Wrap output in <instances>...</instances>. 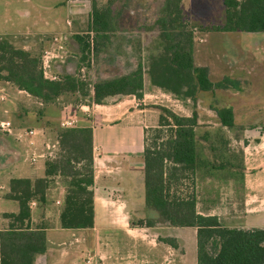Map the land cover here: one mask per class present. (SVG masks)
I'll list each match as a JSON object with an SVG mask.
<instances>
[{
    "label": "crops",
    "instance_id": "crops-1",
    "mask_svg": "<svg viewBox=\"0 0 264 264\" xmlns=\"http://www.w3.org/2000/svg\"><path fill=\"white\" fill-rule=\"evenodd\" d=\"M26 1L31 2L30 0ZM116 1H109L111 5L109 6L111 7L110 25L112 5ZM166 1L164 0L158 19L163 15ZM236 1L241 3V0ZM208 2L207 0L182 1L185 19H189L187 21L189 28L194 32V63L196 67L209 69L210 79L213 83H219L224 78H229L234 82V85L227 89L200 92L194 102L198 103L204 94H210V102L208 105H204V107L207 106L208 111L206 113L199 112V105L197 104L195 111L192 110L186 116L192 117L194 113L198 116V126L195 130L197 145V169L195 173L202 169L200 160L203 153L201 154L199 151L198 143L199 141L204 142V140L198 131L200 126L203 123L209 124L205 128L207 131L203 133L206 138L212 139L216 136L217 131H221L219 134L227 139L228 135L224 130L237 129L239 124L245 123L244 121H251L255 115H260V111L256 110L259 107L256 103L258 98L255 99L252 95H246L245 91L264 90V32L247 33L216 30L217 28L213 27L225 25L227 9L224 0H209ZM207 4L209 5L206 6ZM7 7H12V5L7 3ZM77 7V1L63 0L59 4L55 2L53 7L41 5V7L39 6L40 12L34 14L32 9L22 13L15 4L14 17H4V20L0 18V22L4 21L2 24L4 27L0 29V40L7 41L16 49L24 50L36 58L39 69L46 79L64 81L65 78L69 77L76 80V84L72 88H65L62 94L51 102L43 101V98L19 89L12 82L0 80L4 96V100L0 99V122H10L13 127L11 133L3 131L1 128L0 130L5 133L7 138L12 139L18 145L24 143L25 146V153H21L23 154L21 157L19 156L14 162L10 157L9 159L13 163L2 165L0 168V180L3 181L0 184V230L9 229L13 222L11 218L5 215H18L20 213V203L7 197L11 193V180L29 179L34 182L45 178L47 161L57 158L50 149L51 147L56 148L57 145L60 146L61 135H59L56 143L51 145L47 142L50 124H43L40 121V123L24 129L15 127L11 116L14 108L22 106L20 100L29 101V105L33 103L42 107L45 106V103L63 101V106L60 107L59 112L60 126L64 121H73L76 125L74 128H79L81 122L90 121L85 118L86 111L92 110L94 113L96 107L102 106L94 101L95 84L128 76L136 71L139 65H142L144 71L143 100L138 101L133 96L111 97L109 99L117 101V104L111 107L113 114H111V121L109 122L113 124L102 128L83 126L93 129L94 227L86 229H65L62 227L61 216L66 208L70 178L62 175L51 177L45 200L41 201L37 198L32 201L35 204L30 205V227L45 230L48 244L47 252L36 256L35 264H82L87 256L86 251L93 255L92 260L90 259L91 264H182L181 253L177 250L182 241L180 230H192L193 228H180V232L177 231L173 235H168L178 240V248H174L164 242L158 243L156 240L149 244L142 237L135 235L140 229L156 230L157 227L140 228L130 225L129 222L130 218L144 217L147 208H149L146 205L144 173L145 132L159 126L162 113H158V126L148 128L149 118L142 117L144 125L136 123L137 121L134 120L135 112L131 109V105L128 106L129 109L127 110L119 111L117 108L137 102V106L140 107L138 111L144 112L150 106L147 103L150 97L166 98L173 103H180L179 98L184 96L154 85L151 65L147 68L144 59L143 64L138 63L135 70L128 71L133 65L131 61L122 73L113 78H109V75L102 71L101 65L94 67L97 55L94 48V38L92 37L87 42L91 45V51L82 49L83 45L81 44L85 39L79 35L77 28L81 26L83 17ZM158 19L156 21L157 26ZM194 25H202L204 32L198 30ZM7 26L8 30L5 28ZM208 26L211 27L208 28ZM91 32L94 33L92 29ZM159 37L161 40V31ZM148 39L149 35L146 34L139 37L142 44ZM19 43L20 45H18ZM160 46L161 43H159V48ZM148 51L149 49L145 48L144 50L142 48L141 55L149 57L150 55H146ZM156 54L153 53L152 60L159 55ZM126 57L128 58V56ZM86 61L89 63L88 65L85 64ZM97 68L99 69L97 70ZM84 86H86L87 92L83 91ZM184 98L188 101L192 100V98ZM153 106L152 108L160 112H162L160 107L170 109L169 106L162 104ZM221 108L233 109V127L221 124L217 114V110ZM19 114L21 115V113ZM262 117L264 118V116ZM51 118L48 117L49 120ZM61 128L63 129V127ZM31 131L33 134L30 133ZM237 132L239 134L238 143L243 150L241 162L236 168L229 165L230 169L228 168L229 170L226 171L230 174L233 170L235 173L238 171L237 176H233L231 179H233V184L239 185L243 200L264 201V125ZM204 143L206 144V142ZM16 150L15 148L14 152L19 153ZM204 150L207 154L204 157L207 159L206 165L211 171L215 170L213 160L218 159V164L226 165V158L231 153L227 148L218 147L216 144L206 147ZM34 159L35 161H33ZM229 184L232 183L229 182ZM197 210L202 215H214L210 212L205 213L208 211L207 209L200 210L198 204ZM247 211L249 212V210ZM216 216L219 217L220 215L217 214ZM256 216L259 215L249 214L247 217H251L252 220L248 222H253V225L242 226L240 229L264 228V225L259 227L260 224H257ZM155 234L158 233L155 231ZM193 236L194 251L191 253V264H198L197 230ZM150 252H152V259L147 256L150 255ZM167 253L173 257L169 256L166 263ZM145 256L148 257V260Z\"/></svg>",
    "mask_w": 264,
    "mask_h": 264
},
{
    "label": "trees",
    "instance_id": "trees-1",
    "mask_svg": "<svg viewBox=\"0 0 264 264\" xmlns=\"http://www.w3.org/2000/svg\"><path fill=\"white\" fill-rule=\"evenodd\" d=\"M182 1L167 0L163 15L158 19L165 53L162 60L154 59L156 64L151 65V76L154 85L196 101L200 92L227 89L234 82L224 78L213 83L208 68L195 66L194 32L185 19ZM224 4L226 23L216 30L264 32V0H244L241 3L224 0ZM110 18V7L99 8L94 4L92 31L96 35L107 32ZM87 46L85 43L84 50ZM0 80L12 82L46 102L61 95L66 85L76 84V80L69 77L64 81L46 79L36 58L4 40H0ZM94 93V101L98 105H105L109 98L116 96L143 100L142 65L128 76L96 83ZM160 109L163 114L159 126L145 132L146 205L160 213L163 220L173 227L197 229L198 264H264V228H230L216 215L199 214L194 195L177 197L171 194L173 182L180 181V176L185 173L194 174L197 169L195 130L198 116L196 113L192 117L180 116L168 108ZM217 114L223 126H234L232 108L218 109ZM150 132H153L151 139ZM60 148L65 154L47 161L45 178L34 182L29 179L11 180V193L7 197L20 203V213L5 215L13 222L9 229L0 230V264H35L36 256L47 252L46 231L30 227V203L37 198L45 200L53 176L70 178L66 208L61 216L62 227H94L93 129L79 127L63 131ZM132 226L153 228L157 222L141 220ZM163 241L178 248L177 242Z\"/></svg>",
    "mask_w": 264,
    "mask_h": 264
},
{
    "label": "rangeland",
    "instance_id": "rangeland-1",
    "mask_svg": "<svg viewBox=\"0 0 264 264\" xmlns=\"http://www.w3.org/2000/svg\"><path fill=\"white\" fill-rule=\"evenodd\" d=\"M30 1L31 2L28 3L26 0H0V14H2L0 18L4 20V17H14L15 4L17 5L18 10L22 13H25V11L32 9L34 14H38L41 10L39 8V6L41 7V5L53 7V4H55V2H58V4L63 2V0H48V2H45V0ZM109 1L110 0H77V9L81 11V15L83 17L81 26L78 27L77 30L79 32V35L83 39H85V41L81 44L83 45L82 49H84L85 42L87 43L92 37L94 38V48L97 52L95 58L96 64L94 67L101 65L103 68L102 71H105L106 74L109 75V78H113L122 73L125 70V67L129 66V63H131V61L133 65L128 69V71L135 70L138 63L143 64V59L145 60L144 63L147 68H149V66L153 63L155 65L156 61L152 60L153 53H157L156 55L159 54L156 57L157 61L160 59L162 60L164 57L165 49L163 48V43L159 37L160 30L159 26L156 25V21L160 16V10L164 5V0H117L112 5V21L109 30L107 32H100L98 35H95L91 32L93 21V5L96 4L99 8H106L111 6L109 4ZM208 1L209 0H207V2ZM243 1L244 0H241V2ZM7 3L12 5V7H7ZM208 5L209 4H207L206 6ZM63 11H65V9H63ZM221 14L223 13L221 12ZM188 20L189 19H186V21ZM3 22H0V29L4 27L2 25ZM194 26H196L198 30H201V32H204L202 31V29H204L202 25ZM210 27L211 26H208V28ZM5 28L6 30H8V26ZM143 34L149 35V39L142 44V42L139 41V37ZM159 43H161L160 48ZM18 45H20V43ZM87 45L89 46L85 47V50L91 51L90 43H88ZM142 48L144 50L145 48L149 49V51L146 53V55H150L149 57H143V55H141ZM154 50L156 52H153ZM101 52H103V54H100ZM126 56H128V58ZM87 61L85 63L86 65L89 64ZM90 66L93 68L91 63ZM98 69L99 68H97V70ZM72 87L73 86L71 84L66 85V88ZM85 87L86 86L83 87V91L87 92ZM245 93L246 95H252L255 99L258 98V101L256 103H258L257 105L259 107H257L256 110L258 112L260 111V115H255L253 120L244 121L245 123L239 124L237 129L224 130V132L228 135L227 139L219 134L221 131H217L216 136L212 139L210 137L206 138L203 133L207 131L205 128L209 124L203 123L198 129L201 138L204 140V142H206V144L202 141H199L198 143V149L199 151H201V154L203 153L200 160L202 169L194 174L185 173L184 176H180V181L173 182L171 188V194L177 197H189L194 195L196 197L198 208H200V210L207 209L208 211H206L205 213L210 212L214 215L219 214L222 222L230 228H240L242 226L253 225V222H248L252 220L251 217H247L249 214H258L259 216H256L257 224H260L259 227H262L264 225V201L243 200L239 185L233 184V179H231L233 178V176H237L238 171L235 173L234 170L233 172L230 170L231 174L230 172L226 171L230 169L229 165L236 168L241 162V155L243 153V150L238 143L239 134L237 131L254 129L259 125H264V118L262 117L264 116V90H249L245 91ZM179 100L180 103H173L166 98H157L154 96L148 98L147 103L150 104V106L144 112L138 111L140 107L137 106V102L126 104L124 107L120 106L117 109L119 111L123 109L127 110L129 109L128 106L131 105V109H133L135 112L134 120L137 121L136 123H138L139 125H144L145 123L142 118L144 116L149 118L147 125L148 128H151L158 126V113L163 114V112L152 108L154 107L153 105H167L177 114L181 116H187L191 113L192 110L195 111V107L198 104L199 112L206 113L208 110L207 106L204 107V105H208V102H210V94H204V96L199 99L198 103L194 102L193 99L188 101L184 97H180ZM20 101L22 103V106L14 108L11 116V120L13 121L15 127L24 129L28 128V126L31 127V125L40 123V121L43 124H50L49 129L51 133L49 131L47 142L51 143V145L52 143H56L57 139H59V135L62 134V131L74 129H62V126H60L59 112L60 107L63 106V101H56L54 103L48 104L45 103L44 107L39 106L38 104L34 105L33 103L29 105V101H23V99H21ZM116 104L117 101L109 99L106 101L105 105L96 107L94 113L92 112V110L86 111V114H84L85 118H88V120L90 121L81 122L80 127L87 125L102 128L104 126L113 124L112 122H109L111 121V114H113V110H111V107ZM19 113H21V115ZM95 115H97V117H95ZM48 117H52L51 120H49ZM216 128L221 129L219 127ZM152 135L153 132H150V139ZM23 144L24 143L18 145L12 139L7 138V136H5V133L0 130V168L2 167V165L12 164L18 159L19 156L21 157L23 155L21 153H25V146ZM214 144H216L218 147L227 148L228 151H231V153H229L228 157L226 158V165L218 164V159L213 160V162L215 163V165H213L215 170L211 171L206 165L207 159L204 158L206 154L204 149ZM15 148L17 149L16 152H19L20 155L19 153L14 152ZM50 150H52L58 158L61 157V155L65 154V151H63L59 145H57L56 148L51 147ZM10 157L13 159V162L10 161ZM168 167H170L171 169L172 166L168 164ZM1 182L3 181L0 180V184ZM229 182L232 184L230 185ZM247 210H249V212ZM149 219L157 222L156 230H145L139 228L140 230L135 233V235H137L138 237H142L144 240L149 242V244L151 242L154 243L155 240L158 243L164 242V239L178 242L176 238L168 235H173L174 232L181 231L182 241L177 250L181 253L182 256L181 263L191 264V253H193L194 251L193 234L197 229L193 228L192 230H180V228L178 227L173 228V226L166 223L163 220L161 214L153 208H147V212L144 217L130 218L129 222L130 225H133L137 224L141 220ZM155 231L158 234H155ZM86 253L87 256L82 264H88L89 259L92 260L93 255L90 254L89 251H86ZM151 253L152 252L149 253L150 255H147L149 259H152ZM147 256H145L146 260H148ZM169 256L173 257V255L167 253L166 263L169 260Z\"/></svg>",
    "mask_w": 264,
    "mask_h": 264
},
{
    "label": "built area",
    "instance_id": "built-area-1",
    "mask_svg": "<svg viewBox=\"0 0 264 264\" xmlns=\"http://www.w3.org/2000/svg\"><path fill=\"white\" fill-rule=\"evenodd\" d=\"M72 1H77V0H72ZM0 99L1 100H4V96L2 94V88L0 86ZM75 122L73 121H64L62 122V127L63 128H74L76 125L74 124ZM0 128L3 130V131H7L8 133H11L12 131V124L10 122H0ZM31 134H33V132L31 131L30 132ZM35 161V159L33 160ZM35 203H32L30 205H34ZM88 264H91V260L89 259L88 261Z\"/></svg>",
    "mask_w": 264,
    "mask_h": 264
}]
</instances>
